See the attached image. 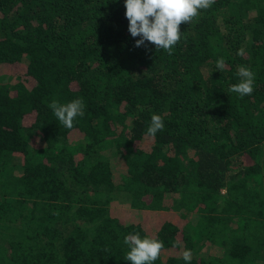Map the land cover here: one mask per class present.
<instances>
[{"label":"trees","instance_id":"obj_1","mask_svg":"<svg viewBox=\"0 0 264 264\" xmlns=\"http://www.w3.org/2000/svg\"><path fill=\"white\" fill-rule=\"evenodd\" d=\"M124 11L0 0V264H130L132 233L162 242L153 264H264V0H214L171 52L135 46ZM77 97L64 128L49 104Z\"/></svg>","mask_w":264,"mask_h":264},{"label":"clouds","instance_id":"obj_2","mask_svg":"<svg viewBox=\"0 0 264 264\" xmlns=\"http://www.w3.org/2000/svg\"><path fill=\"white\" fill-rule=\"evenodd\" d=\"M214 0H123L124 16L127 20V32L131 37H139L134 45L139 47L145 42H151L155 49L171 52L173 46L180 39L178 30L181 22H189L198 15V10L208 9ZM237 54H240L239 52ZM223 57L215 61L217 71L223 70ZM239 80L230 85L229 91L243 97L251 94L254 83V73L245 66L237 69ZM56 120L64 128L70 129L76 117L84 115L82 98L77 97L67 103L58 104L52 101L49 104ZM164 127L161 115L153 113L146 128V135L154 137L157 131ZM123 244L128 251L124 259L130 264H153L163 247L158 238L140 237L138 233L123 236ZM184 264H190L191 249H184L180 253Z\"/></svg>","mask_w":264,"mask_h":264},{"label":"rangeland","instance_id":"obj_3","mask_svg":"<svg viewBox=\"0 0 264 264\" xmlns=\"http://www.w3.org/2000/svg\"><path fill=\"white\" fill-rule=\"evenodd\" d=\"M13 80V77L11 76V81ZM42 144V140H41V135L38 133V131L34 130V129H29L28 131V146L29 147H37L40 146ZM15 165V173H19L20 171V166H19V162L16 160L14 161ZM111 200H113V202H121L122 201V195L118 194V193H113L111 195ZM114 202V203H115Z\"/></svg>","mask_w":264,"mask_h":264}]
</instances>
